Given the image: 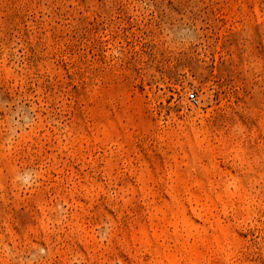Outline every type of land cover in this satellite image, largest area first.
Wrapping results in <instances>:
<instances>
[{
  "label": "rangeland",
  "instance_id": "1",
  "mask_svg": "<svg viewBox=\"0 0 264 264\" xmlns=\"http://www.w3.org/2000/svg\"><path fill=\"white\" fill-rule=\"evenodd\" d=\"M0 264H264V0H0Z\"/></svg>",
  "mask_w": 264,
  "mask_h": 264
},
{
  "label": "built area",
  "instance_id": "2",
  "mask_svg": "<svg viewBox=\"0 0 264 264\" xmlns=\"http://www.w3.org/2000/svg\"><path fill=\"white\" fill-rule=\"evenodd\" d=\"M188 100L191 103L192 106H198L199 105V99L196 93L190 92L188 95Z\"/></svg>",
  "mask_w": 264,
  "mask_h": 264
}]
</instances>
